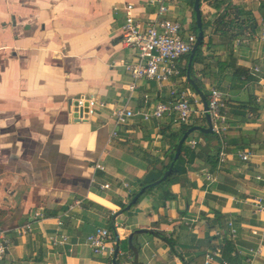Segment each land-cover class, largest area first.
Returning a JSON list of instances; mask_svg holds the SVG:
<instances>
[{
  "label": "crops",
  "instance_id": "1",
  "mask_svg": "<svg viewBox=\"0 0 264 264\" xmlns=\"http://www.w3.org/2000/svg\"><path fill=\"white\" fill-rule=\"evenodd\" d=\"M127 4L143 23L155 11L149 0H0V228L12 240L0 264H113L118 243L97 256L88 237L97 228L108 229L147 173L161 172L170 162L171 134L181 127L169 118L145 121L140 113L170 102L171 90L184 88L183 79L162 88L141 80L130 90L134 80L125 65L137 61V52L122 41ZM229 4L251 11L258 28L234 40L211 33ZM169 5V18L182 24L183 34L190 33L184 26L195 15L192 0ZM200 5L203 50L210 58L202 80L208 91L224 94L226 161L219 163L215 133L190 135L198 157L169 188L174 197L152 188L115 218L119 242L125 243L117 264H203L210 249L224 247L223 237L233 247L226 248L227 264H264V214L252 203L264 195V180L256 179L264 178V43L256 38L264 24V0ZM220 63L232 67L219 75ZM234 68L246 75L234 77ZM84 95L106 108L89 122L73 121L69 101ZM124 106L138 115L111 138L110 111ZM202 119L194 116L190 125L208 127L197 123ZM238 151L254 156L245 162ZM96 163L105 170H97ZM77 199L84 200L83 208L63 218L69 242L52 245L56 219ZM36 212L51 220L35 222L32 233L21 236L18 228ZM229 222L238 231L234 239L228 236Z\"/></svg>",
  "mask_w": 264,
  "mask_h": 264
},
{
  "label": "built area",
  "instance_id": "2",
  "mask_svg": "<svg viewBox=\"0 0 264 264\" xmlns=\"http://www.w3.org/2000/svg\"><path fill=\"white\" fill-rule=\"evenodd\" d=\"M171 0H149V4L155 8L152 15L145 23L137 19L134 14V6H125L126 22L123 27L122 41L125 46L136 50L137 61L125 65L126 70L132 76L134 82L130 86L133 91L137 87V82L149 80L155 82L160 88L171 83L174 79L181 77L183 59L189 55L197 40L194 33L183 34L182 24L169 18V4ZM251 34L247 33L246 38ZM256 38L264 43V24ZM259 71L258 68L255 69ZM186 79V78H185ZM172 99L168 103L156 102L150 112L140 113L145 121L169 118L176 126L190 125L194 116H205L204 107L199 96L193 94L188 88L173 89L170 92ZM209 113L213 121L214 133L220 141L219 163L226 161L228 152L227 132L228 122L224 94L217 88H211L208 94ZM106 108V104L94 96H81L72 100L70 107V117L73 121L84 120L85 116L89 119L96 116L100 109ZM138 115L133 109L124 106L110 111V118L114 123L115 129L111 132V138L118 136V128L127 127L133 118ZM187 146L195 149L197 141L188 139ZM250 151H238V157L242 161H250L253 157ZM95 168L104 171L105 167L99 163ZM208 179L212 176L208 175ZM257 180H264L261 175L256 176ZM103 189H109V184H103ZM255 211L264 214V195L257 196L252 200ZM84 200H75L68 209L62 214L61 218L56 219V233L50 236L49 241L52 245L62 246L69 242V235L63 233V218L76 210H81ZM41 212L34 213L30 220L18 228L21 236H27L33 231V224L39 221H50ZM228 236L234 239L237 236V229L233 222L228 223ZM217 235L221 236V231L217 230ZM113 240L112 233L106 228H97L96 231L87 239V243L93 254L100 256L109 251V243ZM12 240L7 236L6 231L0 228V261L7 254ZM227 264L223 255V247L217 246L210 249L203 264Z\"/></svg>",
  "mask_w": 264,
  "mask_h": 264
},
{
  "label": "trees",
  "instance_id": "3",
  "mask_svg": "<svg viewBox=\"0 0 264 264\" xmlns=\"http://www.w3.org/2000/svg\"><path fill=\"white\" fill-rule=\"evenodd\" d=\"M194 1L195 0H192L193 5H194ZM201 1L202 0H200V4H201ZM263 20H264V15H263ZM257 28H258V22H257L256 18L254 17V15L251 11H247V10H244L240 7H237L236 5L229 4L228 6H226L224 8V10L220 13L218 18L213 23V25L211 27V33L219 34V35H222V36H225V37H228V38L234 40L237 37H241L245 31H251L252 32ZM234 31H235V34H234ZM210 44H211V41L209 40V42L207 43V46H210ZM204 45H206V44L203 41V44L199 48V50L196 54V57L194 59V62L192 65V70H191V76H192L193 80L197 83L199 88L206 94V96L208 98L209 91L206 88V83L202 79H203V77L207 76V70L210 69V64L208 63V60L210 58L204 55V50H203ZM189 56H190V54L187 55L183 59L184 64L181 68V77L183 78L184 88H186V87L189 88L190 90H192L197 95V93L193 90V88L188 84V81L185 79L186 74H187V66H188ZM200 64L204 65V69L201 71H198V70H196V66L200 65ZM231 67L232 66L229 64L220 63L219 64V69H220L219 75L221 73H223L227 68H231ZM232 74L234 77L241 78V77L246 75V72L241 71L237 68H234ZM224 77H226V76H224ZM252 111L255 114L257 113V109H253ZM202 117H203V120L206 121V117L205 116H202ZM194 125H195L194 123L191 125H181L180 126L181 130L179 133H172L171 134V137L174 140L173 152L171 154L169 164L166 165L161 170V172H165L169 169V167L171 166V163L173 162V158H174L176 148L178 146V142L183 137V135ZM202 135L210 136V135H207L204 133H202ZM197 157L198 156L195 153L194 149H190L189 147H187V146L185 147V145H183L182 153L174 165L173 173L171 174V176L166 181L162 182V184H161L162 185L161 187L165 190V196L167 199H172L174 197L172 195V193L169 191V188L171 187V185L175 184V182L177 181V177L184 175L187 172L186 164L187 163H189V164L193 163V161ZM145 185H146L145 182H143V185L141 187H143ZM149 190H151V189L146 190V192H148ZM136 193H137V191L131 195V200L136 195ZM125 207H123V209ZM222 239L225 240L223 242L224 243L223 255L225 258L226 248L229 249L230 252H232L233 247L231 246L230 242L228 240H226L225 237H223ZM119 243L120 242H118V244ZM133 250L136 251V247H133Z\"/></svg>",
  "mask_w": 264,
  "mask_h": 264
},
{
  "label": "water",
  "instance_id": "4",
  "mask_svg": "<svg viewBox=\"0 0 264 264\" xmlns=\"http://www.w3.org/2000/svg\"><path fill=\"white\" fill-rule=\"evenodd\" d=\"M193 10H194V14H195L197 27L199 29V34L197 36V40H196V42L193 46V49L190 53V56H189L186 80L188 81V84L193 88V90L197 93V95L200 97V99L202 101L204 111H205V117H206V120L208 123V127L193 126L183 135V137L178 142V146H177L175 154H174L173 162L171 163V166L169 167V169L167 171H165V172L150 171L147 173V175L144 178V182L146 185L141 187V189L133 197L131 202L124 209H122L118 213H116L114 216V220H113L112 224H113L114 233H115L117 240H119V234H118V230H117L116 225H115V218L117 216L121 215L124 211L131 209V207L137 203L139 198L146 192V190L160 185L162 182L166 181L171 176V174L173 173V170H174V165L182 153L183 145H184L185 141L190 137V135L193 134L194 132H201L204 134L214 133L213 121H212L211 115L209 113L207 96L199 88V86L193 80V78L191 76V70H192V65H193L194 59L196 57V54H197L199 48L202 46L203 41H204L203 17H202V12H201L200 0L194 1ZM71 105H72V100H70L69 104H68V112L69 113H70ZM76 121L77 122H89V118L87 116H85L84 120H76ZM118 254H119V245L117 244V247H116L115 252H114L113 264H117Z\"/></svg>",
  "mask_w": 264,
  "mask_h": 264
},
{
  "label": "rangeland",
  "instance_id": "5",
  "mask_svg": "<svg viewBox=\"0 0 264 264\" xmlns=\"http://www.w3.org/2000/svg\"><path fill=\"white\" fill-rule=\"evenodd\" d=\"M207 25H208V24H207ZM204 27L206 28V25H205ZM184 30H186V32L194 33L196 36H198V34H199V29H198V27H197V23H196L195 15H194V18H193V20H192L191 22H188V24L185 23ZM185 86H186V85H185ZM186 88H187V87H186ZM187 89H188V88H187ZM190 91L194 94V92H193L192 90H190ZM193 120H194V117H193L192 121H193ZM197 123L200 124V125H205V124H207V122H205L203 119H202V120H199V121L197 120ZM194 133H195V132H194ZM194 133L191 134V135H194ZM196 133H197V132H196ZM184 145H185V147H186V142L184 143ZM161 184H162V183H161ZM161 184L158 185V186H156V187H153V189H157V188L161 187V186H162ZM151 189H152V188H151ZM148 192H150V190H149ZM145 193H147V192H145ZM143 196H144V194H143ZM112 222H113V221L107 223V228L109 229V231H111L112 235L114 236L113 240L110 241L109 245H111V244H117V243L119 242V240H117V238H116V236H115L114 228H113V224H112ZM118 245H119L121 248H124L125 243L120 242Z\"/></svg>",
  "mask_w": 264,
  "mask_h": 264
}]
</instances>
